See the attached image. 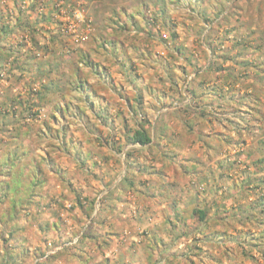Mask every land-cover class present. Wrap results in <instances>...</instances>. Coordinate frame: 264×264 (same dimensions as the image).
Masks as SVG:
<instances>
[{
    "label": "clouds",
    "instance_id": "clouds-1",
    "mask_svg": "<svg viewBox=\"0 0 264 264\" xmlns=\"http://www.w3.org/2000/svg\"><path fill=\"white\" fill-rule=\"evenodd\" d=\"M62 2L63 24L0 33L24 42L0 77V264H202L213 240L264 264V0ZM164 25L183 33L166 56ZM28 57L43 74L13 66ZM85 64L123 100L95 95Z\"/></svg>",
    "mask_w": 264,
    "mask_h": 264
},
{
    "label": "rangeland",
    "instance_id": "rangeland-1",
    "mask_svg": "<svg viewBox=\"0 0 264 264\" xmlns=\"http://www.w3.org/2000/svg\"><path fill=\"white\" fill-rule=\"evenodd\" d=\"M68 3L77 4L78 0H67ZM49 4H51V9H49ZM9 5L11 7H9ZM82 7H86L87 5H81ZM64 7L62 0H31L29 3L28 0H0V33H3L4 36L9 35L12 31H14L12 20L15 16L17 21V26H23L24 28H31L33 22V15H35V24L43 25L47 21H52L56 23V21L52 20V13L55 12L59 23H64V14L61 9ZM145 10H147V5H144ZM12 8L15 9V13H13ZM45 32L48 31L47 28L44 29ZM162 39L156 42V50L160 55H168L169 50L164 44V41L172 38H182L183 33L181 31V26L177 25V31L175 33H169L167 30V25H164L162 30ZM4 39L3 36H0V41ZM24 46V42H16L13 44L11 41L8 43H0V77H2L3 71L8 63V55H10L13 51H16L18 56L21 54L19 49ZM34 59V57L26 58V61L22 64L18 59L13 61L14 67H27L29 70L33 68L36 70L37 74H43V64H29L27 60ZM98 60L103 61L105 67L109 68L112 74L113 82L124 81L125 78L120 72V66L116 63H109L104 60V57H98ZM135 62L137 63V71L144 74L146 77L151 76L155 73L156 68L153 66L154 62L151 59L145 60L143 57L137 56L135 57ZM82 70L85 72L87 82L93 87L95 90V95L101 96V99H107L110 103H119L123 100V97L120 96L115 89L104 81L98 72H94L92 67L88 64L82 65ZM91 103V101H90ZM82 111H85L89 118L94 123L98 132L103 133L104 129L108 123V115L105 113L102 116H97L96 112L93 110L96 105L89 104L87 98L81 101L79 105ZM106 112V110H105ZM114 123V121H113ZM78 135H80L78 133ZM84 142L90 144H102V138L100 141L95 139V134L91 132L85 131ZM66 163L71 166V161H66ZM240 250V247L238 251ZM248 254V253H247ZM250 264H254L255 256L248 254ZM4 264H7L5 261Z\"/></svg>",
    "mask_w": 264,
    "mask_h": 264
},
{
    "label": "crops",
    "instance_id": "crops-1",
    "mask_svg": "<svg viewBox=\"0 0 264 264\" xmlns=\"http://www.w3.org/2000/svg\"><path fill=\"white\" fill-rule=\"evenodd\" d=\"M83 143L85 146H88L90 144H87L84 141ZM208 243L213 244L214 247L208 249L206 252L201 253V255L203 256L202 264H223L226 259V253L228 250L227 245L234 244L237 250L240 247V242L238 241L213 240L209 241ZM221 245H224V247H221ZM239 256L243 257V259H237L233 261V264H250V260L246 251L239 250ZM192 264H195V262H192Z\"/></svg>",
    "mask_w": 264,
    "mask_h": 264
},
{
    "label": "trees",
    "instance_id": "trees-1",
    "mask_svg": "<svg viewBox=\"0 0 264 264\" xmlns=\"http://www.w3.org/2000/svg\"><path fill=\"white\" fill-rule=\"evenodd\" d=\"M7 259H8V261H10V262L13 261V257H11V256H9ZM5 261H6V260H5ZM6 262H7V261H6Z\"/></svg>",
    "mask_w": 264,
    "mask_h": 264
}]
</instances>
